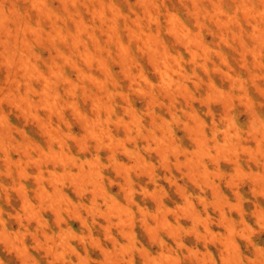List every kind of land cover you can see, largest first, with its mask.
<instances>
[{
    "label": "rangeland",
    "instance_id": "1",
    "mask_svg": "<svg viewBox=\"0 0 264 264\" xmlns=\"http://www.w3.org/2000/svg\"><path fill=\"white\" fill-rule=\"evenodd\" d=\"M0 264H264V0H0Z\"/></svg>",
    "mask_w": 264,
    "mask_h": 264
}]
</instances>
